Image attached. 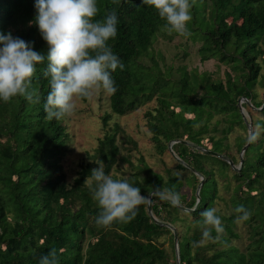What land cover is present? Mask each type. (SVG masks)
<instances>
[{
	"label": "trees",
	"instance_id": "trees-1",
	"mask_svg": "<svg viewBox=\"0 0 264 264\" xmlns=\"http://www.w3.org/2000/svg\"><path fill=\"white\" fill-rule=\"evenodd\" d=\"M35 3L0 0V33L11 32L46 56L49 49L35 22ZM97 5L96 20L113 9L118 15L117 36L108 43L124 68L111 73L117 87L110 95L112 113L134 112L158 94L155 124L149 123L153 141L160 153L175 142L170 150L177 157L175 172L167 169L166 180L145 164L126 177L141 188V195L152 193L151 214L157 222L145 203L131 222L96 225L100 209L86 179L101 164L112 176L119 147L115 136L106 134L92 161L81 163L73 182H67L62 165L69 142L66 117H46L50 78L44 75L45 61L33 77L38 103L21 96L7 103L0 100V264H39L53 247L58 264H176L170 227L177 232L179 264H264V0H194L187 37L201 43V62L215 59L229 69L224 80L205 71L187 72L184 66H160L152 48L167 30L166 22L142 0H97ZM157 58L164 56L158 53ZM240 98L249 103L242 106L250 114V140L237 105ZM213 114L224 115V128L208 130ZM236 129L244 135L231 147L229 136ZM207 133V150L221 157L200 149ZM246 145L242 166L232 169L228 161L237 166L235 153ZM218 179L230 190L228 199L219 195ZM172 190L180 193L185 210L171 203ZM240 205L251 213L244 235L236 230L241 214L235 209ZM208 208L216 209L223 227L222 232L213 229L210 237L203 234L201 215ZM165 236L170 251L159 243Z\"/></svg>",
	"mask_w": 264,
	"mask_h": 264
},
{
	"label": "clouds",
	"instance_id": "clouds-1",
	"mask_svg": "<svg viewBox=\"0 0 264 264\" xmlns=\"http://www.w3.org/2000/svg\"><path fill=\"white\" fill-rule=\"evenodd\" d=\"M142 3L158 12L169 32L184 37L191 35L188 24L192 20L194 0H142ZM35 8V22L48 45V53L45 56L34 51L29 43L14 38L11 32L0 33V100L7 103L21 96L30 103H38L33 77L37 66L45 61L44 75L50 78V91L44 111L49 120L73 115L79 98H90L101 90L114 94L117 87L111 73L118 67L124 68L108 43L117 36L116 10L106 13L103 20H96L97 0H36ZM86 180L100 209L94 218L97 226L107 228L114 223L131 222L139 206L150 199L149 195H141V188L127 178L106 175L102 164L92 169ZM168 197L174 206L182 203L180 193L174 190L169 191ZM235 212L241 214L237 217L241 221L251 215L243 205ZM201 215L205 236L210 237L213 229L223 231L215 208H208ZM39 264H58L56 248L42 255Z\"/></svg>",
	"mask_w": 264,
	"mask_h": 264
},
{
	"label": "rangeland",
	"instance_id": "rangeland-1",
	"mask_svg": "<svg viewBox=\"0 0 264 264\" xmlns=\"http://www.w3.org/2000/svg\"><path fill=\"white\" fill-rule=\"evenodd\" d=\"M200 45L201 43L198 41L194 42L188 37L181 36L175 32H169L167 29L158 36L152 51L160 66H184L187 72L193 70L199 72L205 71L211 73L215 79L220 78L224 80V74L225 72H229V69L215 59L201 62L198 55ZM158 53L163 54V60L157 58ZM145 63L151 65L150 61H146ZM258 92L262 97V91L258 90ZM110 95V93L101 90L96 92L92 97L87 98L85 102L81 101L80 98L77 99L74 114L66 117L64 120L69 136L68 152L62 159L67 182H73L81 163L92 161L91 157L95 155L99 146V140L103 139L106 134H113L115 136V141L120 151L119 161L112 168V176L117 179L126 178L134 173L142 164H145L154 173L160 174L166 180L168 178V175L166 176L167 169L175 172L174 168L177 157L171 154L170 151V146L175 142L168 144L167 150L160 153L156 143L153 141L154 134L149 123L155 124L153 117L157 116L156 108H159V95H154L151 100L144 103L137 110L123 116L112 113L109 104ZM245 103L244 99L240 98L237 105L245 117V122L248 123V135L250 136L252 129L249 125V110L242 106ZM175 111L178 112L179 109L176 108ZM185 118H192V115H185ZM207 118L208 116L204 120ZM223 118V114H213L208 119V130L211 131L213 126H217L218 129L224 128L226 124L223 122ZM217 122L219 123L217 124ZM116 128L118 130H115ZM238 135H244V131L236 129L229 136L228 141L231 147H233L232 145L235 143V138ZM206 136H208V133L203 135V147L205 150L210 148V143L205 139ZM233 153L235 152L233 151ZM235 155L239 156L240 159V155L242 154L240 153L238 155L235 153ZM121 158H125L126 160H122ZM235 168L238 170L240 164L235 166ZM223 181L222 179H218L219 195L228 199L230 190L227 191L224 188ZM190 193L191 189L185 195L189 197ZM236 226L239 234L244 235L246 233L244 221L237 219ZM168 242L167 236L159 240L161 246L170 251ZM240 242L242 240L236 241L235 243ZM246 244L247 240L243 242L241 249Z\"/></svg>",
	"mask_w": 264,
	"mask_h": 264
},
{
	"label": "water",
	"instance_id": "water-1",
	"mask_svg": "<svg viewBox=\"0 0 264 264\" xmlns=\"http://www.w3.org/2000/svg\"><path fill=\"white\" fill-rule=\"evenodd\" d=\"M245 102H247V101H245ZM248 103V102H247ZM242 113V112H241ZM243 115V114H242ZM243 119H244V121H245V117L243 116ZM251 139V134H250V137H249V140ZM180 143H184V144H187V142H185V141H179ZM247 145H248V143H247ZM247 145L241 150V154H243L244 153V151H245V149H246V147H247ZM170 150H171V146H170ZM202 151H204V152H206V153H208V154H210V155H213V156H216V157H221V155H219V154H215V153H213V152H210V151H208V150H205V149H201ZM173 154V153H172ZM241 156V158H240V167L242 166V155H240ZM177 159V158H176ZM228 163H229V165L231 166V168L232 169H234V170H237L236 168H235V166L233 165V163L231 162V161H228ZM202 181H203V179H201V182H200V184H199V186H198V188H197V190H196V197H197V202H199V190H200V186H201V184H202ZM149 197H150V199L148 200V202H147V213H148V215H150L151 216V218L155 221V222H157V220L152 216V212H151V197H152V193L149 195ZM181 210H185V209H183L180 205H177ZM186 211H190V210H186ZM170 229H172V231H173V234H174V243H175V249H176V264H179V256H178V238H177V232H176V230L174 229V228H172V227H170Z\"/></svg>",
	"mask_w": 264,
	"mask_h": 264
}]
</instances>
